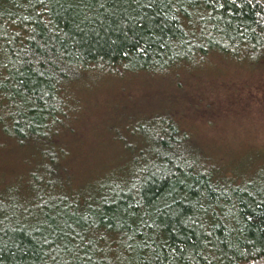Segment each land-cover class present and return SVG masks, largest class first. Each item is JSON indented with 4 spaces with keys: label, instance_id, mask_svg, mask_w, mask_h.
Masks as SVG:
<instances>
[{
    "label": "trees",
    "instance_id": "trees-1",
    "mask_svg": "<svg viewBox=\"0 0 264 264\" xmlns=\"http://www.w3.org/2000/svg\"><path fill=\"white\" fill-rule=\"evenodd\" d=\"M231 61H264V0H0V138L25 173L0 191V264H262L264 173L222 172L169 114L134 120L140 140L117 134L122 161L84 179L57 141L86 82L177 92Z\"/></svg>",
    "mask_w": 264,
    "mask_h": 264
},
{
    "label": "rangeland",
    "instance_id": "rangeland-1",
    "mask_svg": "<svg viewBox=\"0 0 264 264\" xmlns=\"http://www.w3.org/2000/svg\"><path fill=\"white\" fill-rule=\"evenodd\" d=\"M231 62L210 64L206 73L196 71L191 77L182 75L188 90L177 92L172 82L148 76H101L86 82L73 94L72 130L57 140L66 142L74 159L68 172L84 179L104 165L106 171L117 166L122 161L117 134L136 141L127 127L134 126V120L148 118L152 110H162L189 133V142L201 156L219 165L222 172L249 177L263 174L264 61L251 69L247 62ZM20 159L0 138V191L24 177L25 173L17 172Z\"/></svg>",
    "mask_w": 264,
    "mask_h": 264
}]
</instances>
